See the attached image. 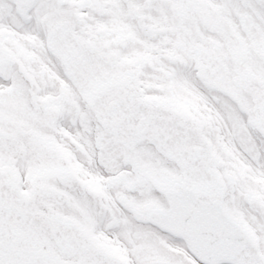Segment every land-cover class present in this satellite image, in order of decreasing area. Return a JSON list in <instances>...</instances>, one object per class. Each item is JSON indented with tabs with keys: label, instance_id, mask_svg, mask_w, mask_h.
<instances>
[{
	"label": "rangeland",
	"instance_id": "rangeland-1",
	"mask_svg": "<svg viewBox=\"0 0 264 264\" xmlns=\"http://www.w3.org/2000/svg\"><path fill=\"white\" fill-rule=\"evenodd\" d=\"M79 1L88 10V16L82 26L73 17L72 30L77 34L85 31L87 38L82 34L76 44L87 47V41L92 40L98 47L92 54L83 51L77 57L73 51L70 55L72 62L78 58L86 61V78H82L81 88L78 83H71L69 70L59 59L62 54L51 57L42 38L39 54L43 60L39 67L45 73L39 77V91H33L31 85H15L12 90L0 85V100L6 112L20 116L35 129L38 121L35 132L42 151L52 149L51 142L56 138L74 164L105 179L106 193L114 186L111 202L112 193L107 198L93 197L86 189L78 191L72 185L71 218L91 222L87 218L88 204L97 220L104 215L108 221L134 222L133 209L162 204L161 196L147 179L151 177L159 185L172 184L180 172L178 164L164 159L147 138L145 143L130 149L118 142L124 133L112 135L114 129L123 127L124 120L132 122L133 127L144 125L149 112L159 115L152 125L161 141L165 140L164 149L169 151L172 141L184 139L183 147L192 151L196 146L199 157L224 160L220 165L237 177L238 187L248 183L250 189L254 188L247 181L251 180L249 176L264 175V3ZM76 8L79 11L80 6ZM53 23L51 27L58 28L59 18ZM144 26L158 29L155 41L144 36ZM63 29L65 26L60 28ZM169 52L182 57L183 63L170 65L164 58ZM43 62L62 79L58 80ZM198 71L205 74L203 80L197 78ZM58 83H63L67 90ZM91 85L99 93L83 101L80 95ZM234 97L239 101L230 99ZM142 100L153 107L149 110ZM116 114L120 117L114 123ZM136 136L132 133L130 140ZM92 141L97 145L90 144ZM210 143L213 146L208 148ZM124 157L129 158L128 165L123 163ZM241 160L246 162L244 167ZM28 169L27 172L31 170ZM236 192L234 189L233 197ZM230 209L236 216H243L244 206L239 198L231 201ZM252 217L258 218L255 213ZM253 226L258 227L255 221Z\"/></svg>",
	"mask_w": 264,
	"mask_h": 264
},
{
	"label": "flooded vegetation",
	"instance_id": "flooded-vegetation-1",
	"mask_svg": "<svg viewBox=\"0 0 264 264\" xmlns=\"http://www.w3.org/2000/svg\"><path fill=\"white\" fill-rule=\"evenodd\" d=\"M78 5L80 18L73 14ZM84 11L77 0H0L1 75L10 65V78L5 81L0 77V85H31L33 91H38L39 66L43 60L39 41L42 38L43 42L50 31L53 42L49 55L55 58L54 54H62L61 64L81 86L82 78H86L83 72L86 62L79 58L72 62L71 53L74 51L78 57L83 51H77L81 46H72L70 39L74 34L79 43L84 35L85 31L77 34L72 30L73 17L80 26L86 23ZM56 17L59 24L55 29L51 25ZM43 64L58 80L62 79L52 67ZM134 128L143 143L144 135L152 133L153 125ZM36 129L20 116L6 112L0 100V264H203L184 253L182 239L145 222H109L104 215L101 220L96 217L91 222L72 221L70 188L74 185L80 191L82 185L73 180L68 160L56 158L53 147L47 148L50 152L40 149ZM129 129L126 137L133 130ZM154 136L156 140L159 138L158 133ZM180 145L179 162L187 174L182 176V182L200 188L204 200L219 199L225 209L230 207L233 185L229 176L216 174L212 169L215 159L199 157L196 146L188 151L183 143ZM28 168L31 170L27 172ZM251 176L247 181L254 188L250 189L248 183L240 185L246 219L242 226L253 231L255 221L258 248L224 264H264V175ZM58 207L61 209L57 212ZM254 213L257 219H253Z\"/></svg>",
	"mask_w": 264,
	"mask_h": 264
},
{
	"label": "water",
	"instance_id": "water-1",
	"mask_svg": "<svg viewBox=\"0 0 264 264\" xmlns=\"http://www.w3.org/2000/svg\"><path fill=\"white\" fill-rule=\"evenodd\" d=\"M155 35L156 31H148L150 39H154ZM178 204L177 201L171 203V210L168 212L157 208L149 209L146 219L158 225L167 223L164 228L173 232L183 231L185 233L184 236L188 235L191 240L192 236L190 233L192 232L195 239L193 245L198 248L194 252L204 255L208 259L218 254L219 246L224 245V239L229 246L226 253L235 254L241 248V242L245 238V233L221 209L218 208L215 211H210L208 208H202L195 216L192 215V212L189 213L184 209L183 221L186 223L187 218H189L191 221L193 219V223L178 225ZM222 222L226 224V227L222 225Z\"/></svg>",
	"mask_w": 264,
	"mask_h": 264
}]
</instances>
